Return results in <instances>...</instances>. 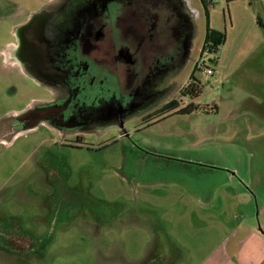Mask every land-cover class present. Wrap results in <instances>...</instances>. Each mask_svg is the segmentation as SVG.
I'll return each mask as SVG.
<instances>
[{
  "label": "rangeland",
  "instance_id": "1",
  "mask_svg": "<svg viewBox=\"0 0 264 264\" xmlns=\"http://www.w3.org/2000/svg\"><path fill=\"white\" fill-rule=\"evenodd\" d=\"M14 1L27 12L53 2ZM253 1L264 21V0ZM157 3L171 12L175 45L129 110L87 118L74 134L17 127L48 93L21 76L0 81V264H231L224 253L234 258L240 240L247 254L259 249L264 43L244 50L254 40L242 46L246 16L244 32L235 24L217 55L202 54L208 29L232 25L228 10ZM8 30L0 27V49ZM222 49L223 80L196 71L201 57L216 70ZM193 74L203 86L195 109L170 111Z\"/></svg>",
  "mask_w": 264,
  "mask_h": 264
},
{
  "label": "flooded vegetation",
  "instance_id": "2",
  "mask_svg": "<svg viewBox=\"0 0 264 264\" xmlns=\"http://www.w3.org/2000/svg\"><path fill=\"white\" fill-rule=\"evenodd\" d=\"M157 1L54 0L46 5L24 35L23 53L28 72L37 78L31 81L49 99L29 108L15 125H50L74 134L87 118L129 110L147 75L163 69L175 45L171 12ZM181 93L187 95L170 111L194 110L203 86L193 74ZM186 97L192 98L187 105Z\"/></svg>",
  "mask_w": 264,
  "mask_h": 264
},
{
  "label": "crops",
  "instance_id": "3",
  "mask_svg": "<svg viewBox=\"0 0 264 264\" xmlns=\"http://www.w3.org/2000/svg\"><path fill=\"white\" fill-rule=\"evenodd\" d=\"M200 1L202 2V0ZM214 3L223 5V8L225 7V9L228 10V14L230 15V19L232 21L231 26L226 25L223 29L219 27L220 29H216L217 32L223 33V31H225L227 33L229 30L231 31L234 29L235 24L239 31L244 32L243 21L247 16L249 19L252 18L253 24L252 27H250L246 32L242 46L250 35L254 36V40L252 43H249L247 49L244 50H247L249 53H251L253 50H255L258 44L262 45L264 43V36H262L264 29L260 28L257 24V17L260 16V14L253 0H206V5L208 4L210 6ZM18 6L19 5L14 0H0V27H3L4 29L9 28L7 34L13 39L12 41L7 42L0 49V81L2 83H9L14 79L17 80L19 76L33 81L37 80L34 75H31L28 72L29 69L27 67V61H25L26 58L24 59L25 56L23 53V40L29 35H27V32L29 33L27 30H29L32 22L38 18L40 19L43 13L42 10H37L38 12L23 11L19 9ZM36 13L40 14L35 16L34 14ZM227 43L228 37H226V41L221 46V48H224ZM242 46H240V49ZM220 55L221 56L218 58V67L216 70H213L214 72L211 77L219 75V80H223V49ZM261 102L264 104V99H261ZM212 108L216 109L218 113L220 112L216 103L212 105ZM251 237H254L256 244L259 245L258 250H260V252L258 253H260V255L256 254V251L258 250L254 248H251L254 249V253H246L245 246L248 242V238H245L240 240V249L235 252L234 258L229 257L225 251L224 257L225 259L229 260L228 263L261 264L260 256H264V236L261 234L252 233ZM227 240L228 239H225L223 242V244H226V247H228L229 244V242L227 243ZM206 262L207 261H205L203 264H206Z\"/></svg>",
  "mask_w": 264,
  "mask_h": 264
},
{
  "label": "trees",
  "instance_id": "4",
  "mask_svg": "<svg viewBox=\"0 0 264 264\" xmlns=\"http://www.w3.org/2000/svg\"><path fill=\"white\" fill-rule=\"evenodd\" d=\"M202 2L204 3V5H206V0H202ZM257 24L260 28L264 29V21L262 17L260 16L257 17ZM225 41H226L225 33H220V32L208 29L206 38H205L204 48L209 47L210 51L213 54L217 55L221 46L225 43ZM189 110L190 109H186L182 111V113H186V111H189Z\"/></svg>",
  "mask_w": 264,
  "mask_h": 264
},
{
  "label": "built area",
  "instance_id": "5",
  "mask_svg": "<svg viewBox=\"0 0 264 264\" xmlns=\"http://www.w3.org/2000/svg\"><path fill=\"white\" fill-rule=\"evenodd\" d=\"M210 52L211 51H210L209 47H207V48L205 47L202 50V54L210 53ZM209 62H212V61H209ZM196 71H203L207 76H212L213 72H214L210 67L207 66V63L203 57H201L200 60L196 64Z\"/></svg>",
  "mask_w": 264,
  "mask_h": 264
},
{
  "label": "water",
  "instance_id": "6",
  "mask_svg": "<svg viewBox=\"0 0 264 264\" xmlns=\"http://www.w3.org/2000/svg\"><path fill=\"white\" fill-rule=\"evenodd\" d=\"M40 13H36V14H34L35 16H37V15H39Z\"/></svg>",
  "mask_w": 264,
  "mask_h": 264
}]
</instances>
